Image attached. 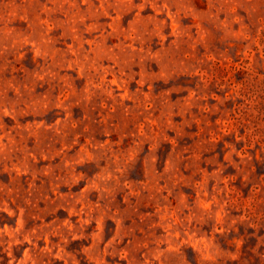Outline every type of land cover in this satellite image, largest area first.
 I'll return each instance as SVG.
<instances>
[{"label":"rangeland","instance_id":"1","mask_svg":"<svg viewBox=\"0 0 264 264\" xmlns=\"http://www.w3.org/2000/svg\"><path fill=\"white\" fill-rule=\"evenodd\" d=\"M0 264H264V0H0Z\"/></svg>","mask_w":264,"mask_h":264}]
</instances>
